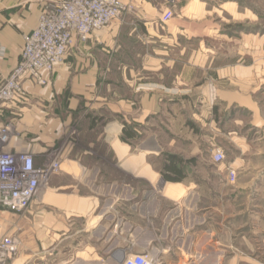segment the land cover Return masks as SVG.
<instances>
[{"label": "crops", "instance_id": "1", "mask_svg": "<svg viewBox=\"0 0 264 264\" xmlns=\"http://www.w3.org/2000/svg\"><path fill=\"white\" fill-rule=\"evenodd\" d=\"M48 1L59 0H0V45L6 50L0 60V85L17 66L25 36L37 27ZM122 1L138 12L130 10L125 20L114 21L87 43L77 42L49 84L26 85L28 101L4 115L3 122L15 125L9 151L31 153L37 166L61 161V171L51 177L28 211H0V235L19 234L21 240L18 258L10 264H93L94 239L105 241L104 233L95 231L96 207L78 195L75 181L80 186H86L87 179L96 182L109 153L114 172L122 169L153 183L130 160L145 162L142 167L158 178L160 187L166 186L167 195L180 194L163 195L182 202L165 216L163 237H176L180 231L182 243L200 241L198 256L213 257V263L204 264H222V250L211 249L210 244L221 241L223 227L231 232L233 216L207 212L236 209L239 195L255 191V181L244 178L264 177V169L252 163V157L264 159V69L254 56L257 36L243 35L237 52L233 51L238 60L219 64L218 48L209 41L220 40L221 26L206 20L210 13H178L163 25L160 19L169 0ZM176 2L175 9L184 10L199 1ZM258 42L263 46L264 38ZM79 122L83 124L77 136L87 129L94 140L83 154L74 156L65 149L56 157L52 151L57 142ZM95 145L102 146L103 155L93 153ZM227 145L235 151L230 161L214 171L198 170L199 162L215 163L218 151L226 156ZM121 146L127 148L123 159ZM168 155L181 159L179 182H167L162 170L150 162L157 157L164 166ZM88 160L95 164H85ZM229 168L238 172L235 185L229 183ZM71 188L72 194L62 192ZM202 210L201 217L193 213ZM159 214L158 208L151 212L155 219ZM154 238L158 241L159 234ZM105 252L107 259L116 257V264L127 254L121 247Z\"/></svg>", "mask_w": 264, "mask_h": 264}, {"label": "rangeland", "instance_id": "2", "mask_svg": "<svg viewBox=\"0 0 264 264\" xmlns=\"http://www.w3.org/2000/svg\"><path fill=\"white\" fill-rule=\"evenodd\" d=\"M198 1L205 5L202 6L203 4L196 2L195 6H190L184 10H182V7L174 9L173 13L174 16H177L178 13H210L206 16V20L221 26L222 37L219 38L220 40L209 41L210 46L218 48L217 57L221 59L219 64L235 63L239 55L233 51L237 52L243 35L252 34L257 36L254 43L255 59L261 60L257 62V66L264 69V45L262 46L258 42L261 37L264 38V0ZM50 2L54 1H48L44 5ZM126 6L125 13L130 10L134 13L138 12L137 8L131 4H126ZM165 11L162 13L164 14ZM125 13L121 21L125 20ZM194 49L195 46H191V50ZM82 124L83 122L76 124V129H73L68 136L57 142L52 154H56V157H58L57 155H62L65 149H69L74 156L76 152L83 154L85 148H88V143L94 139L87 129L77 136L76 131L80 130ZM81 134L85 136H81ZM227 148L226 162L235 156L234 149L228 145ZM92 151L94 154L101 155L102 153L103 155L105 150L102 146L95 145ZM126 156L127 148L121 146V159ZM111 157L112 153L104 157L105 161L101 163L103 167L102 176L96 182L90 184L91 179H87L86 186L78 185V181H75L76 186L74 185L76 187L75 191L79 193L78 195L85 197V202L90 203L91 208L96 207L93 211L95 231L102 230L104 233L105 241L101 242L94 239L93 264H116V257L107 259L105 250L109 249L111 252L118 247H121V250H124L127 254L148 253L154 258L155 264H204L205 261L209 263L210 260L213 263L212 256L205 259L202 255L198 256L202 249L200 241H185L182 243L180 231L176 237L172 235L163 237L166 223L165 216L167 214L171 215L173 211L182 206L181 200L174 202L165 197L177 198L180 194L171 191L168 196L166 186L164 188L160 187L158 178L151 174L147 168L142 167L141 164H145V162L138 164L132 161L133 159L130 160L131 165L139 174H143L144 177L149 178L157 186L147 179L135 178L122 169L119 173L114 172L109 162ZM156 158L153 157L150 162L155 169L163 170L161 162L157 161ZM56 161L61 162L60 159ZM252 163L257 169H264L263 158L252 157ZM85 164L90 166L95 163L88 160ZM98 164L96 163V165ZM219 165L221 163L199 162L197 167L200 171H214L219 168ZM244 179L245 181H255V185L253 184L255 191L250 195H239L236 209L233 206L231 210L225 208L223 214L213 209L207 212V215L215 214L216 217L219 215L223 218L229 215V212L233 214L231 232H229L228 227H223L221 241L210 244L212 245L211 249L216 247V249L222 250V264H264V177ZM108 190L109 192H107ZM117 191H119V195H117ZM62 192L72 194L74 190L71 188ZM47 201H52V199L49 198ZM93 201L94 204H92ZM221 204L224 205L225 203ZM156 208L160 210L158 219L151 216V212ZM193 213L199 217L204 215L203 210L194 211ZM235 213L237 216H234ZM8 221H11V219L8 218L5 222L9 223ZM169 227L170 231L175 228L173 226ZM156 234H159L158 241L154 238ZM1 236L3 235L1 234ZM13 236L18 239L20 247V235ZM151 238L154 239L151 240ZM204 249H206L205 251L209 250L208 247H204ZM89 252L88 256H90ZM81 255L83 253L79 256ZM17 258L18 256H14L7 264L12 263ZM46 262L47 259L43 263Z\"/></svg>", "mask_w": 264, "mask_h": 264}, {"label": "built area", "instance_id": "3", "mask_svg": "<svg viewBox=\"0 0 264 264\" xmlns=\"http://www.w3.org/2000/svg\"><path fill=\"white\" fill-rule=\"evenodd\" d=\"M176 7V0H169L160 19L163 25L173 19ZM126 10L122 0H59L43 6L37 27L25 36L17 66L0 85V211L25 213L51 177L61 171L59 161L37 166L31 153L8 150L15 125L3 122L6 111L28 101L26 85L47 86L77 42L87 43L94 34L120 20ZM5 55L0 45V60ZM225 159L222 151L213 156L215 163ZM228 176L229 183L235 184L237 171L229 168ZM18 249V239L0 235V264H7ZM121 264H155V260L148 253L126 254Z\"/></svg>", "mask_w": 264, "mask_h": 264}, {"label": "trees", "instance_id": "4", "mask_svg": "<svg viewBox=\"0 0 264 264\" xmlns=\"http://www.w3.org/2000/svg\"><path fill=\"white\" fill-rule=\"evenodd\" d=\"M181 159L175 155L167 156V163L164 164L162 170V176L167 182H179L181 180V170L178 168ZM173 175V176H172Z\"/></svg>", "mask_w": 264, "mask_h": 264}, {"label": "water", "instance_id": "5", "mask_svg": "<svg viewBox=\"0 0 264 264\" xmlns=\"http://www.w3.org/2000/svg\"><path fill=\"white\" fill-rule=\"evenodd\" d=\"M122 260H123V259H122ZM122 260L120 259L119 263H121V262H122Z\"/></svg>", "mask_w": 264, "mask_h": 264}]
</instances>
